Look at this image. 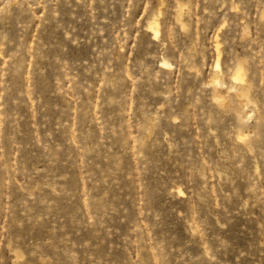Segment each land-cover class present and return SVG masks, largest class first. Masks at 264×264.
Masks as SVG:
<instances>
[{
	"label": "rangeland",
	"instance_id": "rangeland-1",
	"mask_svg": "<svg viewBox=\"0 0 264 264\" xmlns=\"http://www.w3.org/2000/svg\"><path fill=\"white\" fill-rule=\"evenodd\" d=\"M0 264H264V0H0Z\"/></svg>",
	"mask_w": 264,
	"mask_h": 264
},
{
	"label": "snow or ice",
	"instance_id": "snow-or-ice-1",
	"mask_svg": "<svg viewBox=\"0 0 264 264\" xmlns=\"http://www.w3.org/2000/svg\"><path fill=\"white\" fill-rule=\"evenodd\" d=\"M217 103H220V101H217ZM247 138L246 137H241V140H246Z\"/></svg>",
	"mask_w": 264,
	"mask_h": 264
},
{
	"label": "bare ground",
	"instance_id": "bare-ground-1",
	"mask_svg": "<svg viewBox=\"0 0 264 264\" xmlns=\"http://www.w3.org/2000/svg\"><path fill=\"white\" fill-rule=\"evenodd\" d=\"M153 35L154 36H157V30L153 32Z\"/></svg>",
	"mask_w": 264,
	"mask_h": 264
}]
</instances>
